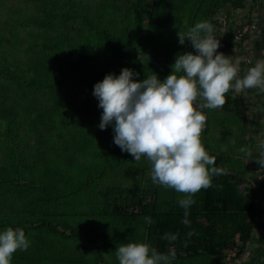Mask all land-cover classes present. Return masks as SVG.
Listing matches in <instances>:
<instances>
[{
    "label": "rangeland",
    "instance_id": "1",
    "mask_svg": "<svg viewBox=\"0 0 264 264\" xmlns=\"http://www.w3.org/2000/svg\"><path fill=\"white\" fill-rule=\"evenodd\" d=\"M223 2L231 0H200L205 16L195 19L184 0H0V18L11 25L16 41L8 61L12 71H22L19 106L8 112L12 117L0 106L1 115L7 117L3 124L0 119V231L22 228L30 241L27 251L14 254L12 264H119L116 249L123 244L143 242L156 248L152 238L144 235L145 216L137 213L155 197H186L154 183L150 161L146 157L135 161L115 145L111 125L99 128L103 110L93 95L94 86L106 75L119 76L125 68L138 74L137 82L152 72L163 81L178 54L194 52L189 41L181 45L178 40V32L187 33L194 22H211L221 44L218 52L233 61L239 52L231 51L230 31L245 29L254 18L256 29L239 46L242 54L252 58L240 68L242 78L256 63L243 45L263 29L260 0L253 3L259 13L249 8L252 0H236L245 15L235 19L229 10L226 21L218 10ZM14 7L17 10L10 12ZM35 13L48 14L55 27L61 22L64 51L71 45L94 54L88 63L93 71L77 75L76 81L66 82L57 92L49 90L50 80L36 89L45 78L59 77L63 68L51 72L40 63L29 65L31 53L42 45L41 29L33 25ZM226 100L222 108L204 110L203 144L220 156L227 171L252 183L262 214L256 217L253 238L239 257L236 236L234 247L228 245L218 257L182 255L169 264H264V168L255 163L264 150L260 147L264 91L232 90ZM56 128L65 139L57 137ZM116 151L126 159L114 157ZM77 168L75 175L72 170ZM79 212L87 216L76 218ZM44 218L51 226L58 224L56 231L39 221ZM163 253L168 254L169 248Z\"/></svg>",
    "mask_w": 264,
    "mask_h": 264
},
{
    "label": "clouds",
    "instance_id": "2",
    "mask_svg": "<svg viewBox=\"0 0 264 264\" xmlns=\"http://www.w3.org/2000/svg\"><path fill=\"white\" fill-rule=\"evenodd\" d=\"M213 33L208 21L195 24L187 33L178 32L179 43L189 41L194 52L178 54L171 74L163 81L152 72L137 82L134 77L138 74L125 68L119 76L106 75L93 91L103 110L99 128L111 125L115 145L135 161L141 157L150 161L154 183L184 194L186 198L178 203L185 209L182 223L186 226L190 225L188 209L195 203L192 197L210 188L214 176L226 174L204 147V110L222 108L232 90L264 91V59L257 60L240 78L239 64L218 52L220 40ZM260 147L264 149V142ZM255 163L264 168V150L258 152ZM177 237L166 234L164 238L172 243ZM29 246L22 228L0 231V264H12L14 254ZM116 256L119 264H169L176 253L174 249L160 253L141 242L119 246Z\"/></svg>",
    "mask_w": 264,
    "mask_h": 264
},
{
    "label": "trees",
    "instance_id": "3",
    "mask_svg": "<svg viewBox=\"0 0 264 264\" xmlns=\"http://www.w3.org/2000/svg\"><path fill=\"white\" fill-rule=\"evenodd\" d=\"M184 1L187 9L193 10L191 18L198 19L204 15V9L199 6L200 0L197 2H193V0ZM10 10H13L10 12H14L17 7ZM47 16L48 14H45V16H40L38 13L32 14L34 27H40L41 29L42 45L38 44L39 47L36 52L31 53L29 65L35 67L40 63L51 72H55L53 69L59 71L60 67H62L63 72L59 71V77L54 80L47 77L45 78L46 80H42L35 86L36 89L42 88L50 80L49 90L57 92L66 82L73 79L76 81L78 79L77 75L81 76L87 71H93L89 68L88 63L92 60L94 54L87 52L81 47H72L71 45L64 51L63 47H60L62 39H64L59 30L62 28L61 22L59 20L60 23L55 27L54 23H51L52 21H48L49 18ZM197 23L199 22H194L193 26ZM10 27V24L2 23L0 18V106L6 107L5 113H7V117L11 116L9 114L12 111L11 108L18 105L16 103L20 97L18 87L22 86V84L18 85L20 81L18 76L22 75V71H12V62L8 61L13 58L12 56H14L16 51L14 44L16 41L12 37V27ZM186 43L189 45V42ZM243 65H241V68ZM1 116L0 110V119L3 124L5 122L4 119H7V117ZM55 134L61 139L66 137V135H61V130L58 128L55 129ZM118 153L116 151L113 154L114 157L124 159L125 156L126 159V155L120 156ZM208 153L216 157V167L225 169L217 153ZM70 169L67 172L70 173ZM72 171L76 175L78 168ZM65 175L67 176V174ZM192 198L195 203L188 209L189 215L187 219L190 221L188 226L182 223L185 209L178 203L180 199L184 198L165 199L155 197L153 200L144 203L141 212L137 213L145 216L144 235L147 239L152 238V241L156 244L157 251L163 253L165 248H169V251L174 249L175 258H180L182 255L186 257L194 256L198 257V259H204V257L215 258L224 249L228 248V245L233 248V243L237 236L240 243L236 244L238 247L236 257L244 253L253 238L256 217L262 214V208L259 204L260 198L255 194V188L252 183L245 182L243 175L234 174L226 170V174L212 178V186L210 188L201 190ZM80 216H87V214L79 212L75 217ZM39 221L47 223V227L55 231L58 228V224L51 226L46 218ZM190 232L194 234L189 236L188 233ZM166 234H178V237L174 242L170 243L164 238Z\"/></svg>",
    "mask_w": 264,
    "mask_h": 264
},
{
    "label": "crops",
    "instance_id": "4",
    "mask_svg": "<svg viewBox=\"0 0 264 264\" xmlns=\"http://www.w3.org/2000/svg\"><path fill=\"white\" fill-rule=\"evenodd\" d=\"M235 1L236 0H231L230 4L223 2L222 7L218 9V10H221L220 15L221 17H223L222 19H224L225 21L228 19L230 20L229 18L230 16H228L229 13H226V11L229 12V10H232L231 17L235 19L245 15L244 12H241L242 9L240 5H236V3H234ZM253 3H254V0H252V4L249 3V8H251L252 11H255L257 9L256 12H258L257 6L253 5ZM223 10L225 12H223ZM259 12H260L259 15L261 16L259 19L264 20V13L262 12L261 7H260ZM252 17L254 16L252 15ZM243 48L251 52L252 56L254 57V60H255V57H256V61L259 59H264V22H263V29L259 31L258 35L254 34L252 37H250L248 40V43L246 45L245 44L243 45ZM253 64H255V61Z\"/></svg>",
    "mask_w": 264,
    "mask_h": 264
},
{
    "label": "built area",
    "instance_id": "5",
    "mask_svg": "<svg viewBox=\"0 0 264 264\" xmlns=\"http://www.w3.org/2000/svg\"><path fill=\"white\" fill-rule=\"evenodd\" d=\"M260 6L262 8V11L264 13V0H260ZM257 27V20L254 18H251V20L248 21V25L245 29L242 28H237L234 27L230 31V36H231V43H233L234 46V51L231 50L233 53L234 52H239V54H236V57L233 59L234 63H238L239 67L241 68L242 64H246L252 61V58L248 54H242L240 52V42L243 40V38L246 36V34H252L254 32V29ZM239 48V50H238ZM241 71V69H240Z\"/></svg>",
    "mask_w": 264,
    "mask_h": 264
}]
</instances>
